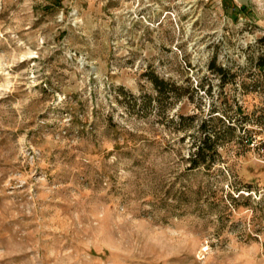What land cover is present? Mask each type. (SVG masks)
Here are the masks:
<instances>
[{"label": "rangeland", "instance_id": "1", "mask_svg": "<svg viewBox=\"0 0 264 264\" xmlns=\"http://www.w3.org/2000/svg\"><path fill=\"white\" fill-rule=\"evenodd\" d=\"M232 1L0 0V264H264V0Z\"/></svg>", "mask_w": 264, "mask_h": 264}, {"label": "trees", "instance_id": "2", "mask_svg": "<svg viewBox=\"0 0 264 264\" xmlns=\"http://www.w3.org/2000/svg\"><path fill=\"white\" fill-rule=\"evenodd\" d=\"M225 9L229 10L230 7H233L234 11H239V8L235 3H233L232 0H224ZM261 44L264 45V35L260 37L258 40ZM257 68L259 69V73L261 78L264 80V53L260 55L257 59L256 63ZM210 68L213 71H216L218 74L221 75L222 78H225L227 75V69H225L223 66H217L216 65V58L213 57L210 63ZM151 81L155 84V87L159 90L160 95H166L168 91H176V86L173 89H167V86L169 83L163 79L160 78L155 72H150L147 74ZM247 91L257 90V88H252V90H249L248 87L245 88ZM233 124L228 125V128H233ZM203 129H205L204 125L202 126ZM218 139V134L215 132L210 131L205 135L203 140L200 143H196V151L191 156V161L193 166H198L200 163H206L209 158L213 157L214 152H216V141ZM251 140V137L247 138V142ZM210 156V157H209Z\"/></svg>", "mask_w": 264, "mask_h": 264}]
</instances>
